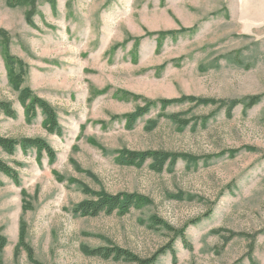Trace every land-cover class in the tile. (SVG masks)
I'll list each match as a JSON object with an SVG mask.
<instances>
[{
    "label": "rangeland",
    "instance_id": "374dc122",
    "mask_svg": "<svg viewBox=\"0 0 264 264\" xmlns=\"http://www.w3.org/2000/svg\"><path fill=\"white\" fill-rule=\"evenodd\" d=\"M0 136L44 139L56 152L20 149L0 159L1 264H132L93 256L118 247L147 258L186 229L157 264H264V0H0ZM20 59L11 86L5 54ZM31 89L57 111L62 135L28 121L19 102ZM192 96L217 102L154 107L132 127L124 116L147 101ZM260 96L253 108L228 103ZM208 120L205 121V119ZM182 121H190L183 126ZM188 154L197 163L152 160L127 166L120 152ZM59 177L62 181L59 180ZM23 192H25L23 194ZM136 194L129 214L80 217L98 193Z\"/></svg>",
    "mask_w": 264,
    "mask_h": 264
},
{
    "label": "trees",
    "instance_id": "16d2710c",
    "mask_svg": "<svg viewBox=\"0 0 264 264\" xmlns=\"http://www.w3.org/2000/svg\"><path fill=\"white\" fill-rule=\"evenodd\" d=\"M37 0H10L12 7L19 5H30L33 9L36 7ZM4 34V32L0 31ZM5 65L8 73V80L11 86L18 88L24 81L26 73L25 64L20 59L11 56L8 52L5 54ZM262 97L253 96L244 100L232 101L228 103V116L230 112L235 109L238 105H244L247 109L253 108L258 105ZM19 102L24 109V113L28 121H33L39 114L44 117L43 127L51 135H62V127L59 123L58 113L56 109L45 99L37 96L31 89L26 88L20 93ZM186 103H196L197 105H213L217 102L203 99H196L192 96H185L179 99L167 100L163 99L160 101H147L145 106L138 108L134 113L124 116L128 126H133L140 118L147 115L154 107L158 105L162 109H167L173 105H182ZM0 110L8 117L16 118V111L13 109L10 103H0ZM208 118L205 119V121ZM183 126H188L190 121H182ZM0 148L3 149L9 156H13L18 149L24 154L30 151H35L38 154V160L41 161L43 154H45L50 163H55L56 152L44 139L41 138H23L20 140L9 139L0 136ZM121 161L127 166H142L149 160L154 163V169L158 173H162L169 163L171 167H174L179 161L188 163H197L199 160L188 154H172L158 151H147V152H135V151H122L120 152ZM6 176L11 179L16 185H21V179L19 173L12 168L8 163L0 159V176ZM59 180L62 179L59 177ZM1 184V178H0ZM25 192H23L24 194ZM149 204V200L146 197L139 196L136 194H108L98 193L95 194L94 198L86 200L73 209V213L80 217H99L102 214L111 216L115 212H119L122 215L129 214L132 209H138ZM200 219L191 221L189 224L181 230H176L158 218H154L153 222L158 226H163L166 230L174 232L175 236L173 239L154 255L147 258H142L134 253L123 250L118 247H107L98 248L91 250L90 253L95 257H100L105 260H117L124 261L132 264H157L159 259L167 254H171L173 257L176 256L175 244L178 239L182 240L185 247H190V244L186 238V229L190 225H196ZM8 240L5 236L0 234V252H2L7 246ZM1 264V260H0Z\"/></svg>",
    "mask_w": 264,
    "mask_h": 264
}]
</instances>
